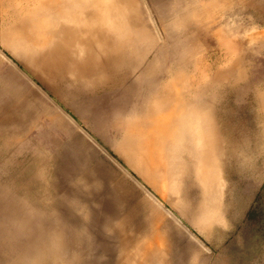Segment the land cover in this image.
<instances>
[{
  "label": "rangeland",
  "instance_id": "374dc122",
  "mask_svg": "<svg viewBox=\"0 0 264 264\" xmlns=\"http://www.w3.org/2000/svg\"><path fill=\"white\" fill-rule=\"evenodd\" d=\"M161 1L162 5L169 2L188 6L183 10H187L184 13L191 21V31H178V35L182 40L191 36L194 52L191 50V61L190 56L185 59L190 66L185 69L186 85L191 84V105L197 104L200 113L205 112L213 133L214 163L220 170V180L214 184L217 217L212 220L202 213L207 195L197 173L199 160L192 148L191 154L185 148L180 151L185 165L178 175L180 206L169 201L162 205L169 209L164 215L165 227L170 226L169 229L149 226L160 209L146 195V186L135 184L136 179L153 188L157 195L161 192L121 154V132L118 136L111 129L93 127L99 119L107 121L119 107L135 105L115 97L126 91L119 79L99 85L101 80L91 75L77 78L68 68L49 69V65H44L36 70L46 82L24 67L30 80L21 82L0 69V122L24 118L16 139L0 140V191L6 189L4 196L8 195L5 199L0 196V264L63 262L62 253L35 255L56 231L67 244L66 258L75 264H124L129 254L137 253L140 243L150 242L160 248L154 264H264V42L261 50L255 46L259 39L254 37L258 32L264 33V0H255L254 6H244L237 0L227 6L225 0H214L213 7V0ZM145 3L159 30L166 35L159 6L154 0ZM21 23L13 8L0 3V36L9 31L29 38L20 30ZM228 24L240 30L243 39L232 35L231 40L241 46L245 42L241 50L220 39L226 38L224 27ZM5 52L7 56L0 57L1 63L11 62L10 59L19 62L12 53ZM148 55L147 61L154 57L153 51ZM237 58L242 59L239 66L220 77V69L236 67ZM117 88L120 89L113 94L111 91ZM153 101L141 102L145 110L135 118L145 117L149 112L146 108ZM143 119L141 127L146 128ZM44 152L45 170L49 171L43 176L45 185L32 180L42 162L36 157ZM123 165H129L131 179ZM122 177L131 181L139 196L131 194L132 188L122 191L118 182ZM74 202L81 205L72 207ZM80 207L92 210L88 220L83 221L79 211H72ZM64 213L72 215L66 218ZM82 222L84 234L89 237L77 240L74 229L81 231Z\"/></svg>",
  "mask_w": 264,
  "mask_h": 264
},
{
  "label": "bare ground",
  "instance_id": "6f19581e",
  "mask_svg": "<svg viewBox=\"0 0 264 264\" xmlns=\"http://www.w3.org/2000/svg\"><path fill=\"white\" fill-rule=\"evenodd\" d=\"M225 1L228 2L227 6L232 5L231 0ZM213 2L214 0L211 2L212 7ZM237 2L239 4L243 3L244 6L246 4L248 6L256 5L255 0H237ZM0 3H6L13 8V13L22 22L20 30L25 31L27 33L26 36H29V38L19 35L15 36L9 31H5L6 34L3 33L0 36V57L7 56L6 50L12 53L19 61L10 59L12 63L10 61L0 62L1 71L6 72L14 80H20L21 82L24 79L30 80L28 74L30 72V74H35L44 83L46 81L36 68L49 65V69L58 67L65 70L68 68L72 75L77 78L83 75H91L94 79L101 80L99 85H103V82L109 81V79H113L116 82L119 79L120 81L118 82L126 87V91L117 93L115 97L123 99L125 103L133 101L135 105L128 108L119 107L115 111L116 113L107 121L99 119L97 125L93 124V127L96 130L105 129L106 131V129H111L112 133H118V136H120L119 133L121 132L123 136L120 143L124 150L122 152L120 149L121 154L136 171L145 177L146 181L161 192V195H157L156 191L153 192V188L149 189L139 178L136 179V183L134 181L138 186L141 187L142 185L141 188L146 186L147 194H145L148 198L150 197L151 202L158 203L157 206L161 211H159L160 215L151 216L152 222L150 223L152 225H150L149 219V226L153 227L155 224L159 228H163V230L169 229L170 226L165 227L167 224H164V215L168 207L166 209L162 205H165L164 202L169 201L173 206L174 203L180 206L179 200H177L180 192L178 175L185 168L180 158V151L185 148H188L190 154L192 148L194 155L199 160L197 173L206 188L205 193L207 195L203 201V208L205 209L202 213L214 220L217 217L215 215L217 199L214 184L217 180H220V170L218 165L216 166L214 163L213 133L210 123L205 117V112L203 114L200 113L197 104L191 105V93L189 92L191 91V84L186 85L188 76L185 73V69L190 66H187L185 59L190 56L189 59L191 61V50L194 52L191 36L182 40L181 36L178 35V31H191V21L187 13H184L187 10H183V7L188 9V6H183V4L174 6L169 2L162 5L163 2L161 0H159V3L158 0H154L155 5L159 6L161 21L164 23L166 35H163L155 18L146 7L145 0H0ZM194 25L196 27L197 22ZM224 29L222 30L227 31L226 38L221 37L220 39H224L230 47H236L237 50H241L245 46V42L241 46L238 42L231 40L232 35L241 38L238 33L240 30H237L236 27H231L229 24ZM258 34L254 36L252 33V36L259 39L255 46L262 50L264 33ZM180 47H182V50H179ZM253 48L252 46L249 50ZM151 51H153L154 57L147 61V55ZM239 60L241 61L242 59L237 58L236 67L239 66ZM23 67L28 72H25ZM133 75L135 76L130 79ZM32 85L35 86L36 82L32 81ZM119 89L117 88L111 92L114 94ZM152 100H154L153 104L146 108V112H149L145 114L144 119H136L135 115L141 114L145 110L144 106H141V102L148 101L151 103ZM156 113H159V115H155ZM142 119L146 128L141 127ZM135 120L137 121L135 122ZM23 121L24 118L21 117L19 121L8 120L0 122V140L12 142L13 139L11 138H15L21 133ZM117 140L118 137L116 138V145ZM46 156L47 153L44 152V154H39L36 157L40 158L42 162L33 173L35 177L33 176L32 179L33 182L43 181V185H45L43 176L49 172H46L44 165V161L47 160ZM46 165L48 164L46 163ZM122 167L126 175L131 179L132 171H130L129 165H123ZM118 182L122 191L126 192V189L132 188L133 190H129L131 194L137 195L139 193L129 179L122 177ZM0 192L2 198L8 197V193L6 194L7 196H4L7 192L6 189ZM151 202H149V205L152 209L154 207ZM5 203L8 204V201H5ZM73 205L76 207L78 204L74 202L72 207ZM90 207L92 208V206ZM78 209L73 208L72 210L70 208L69 210L73 212L76 210L74 213L78 211L82 213L83 221L88 220L93 213L92 210H88L90 211L88 212L84 207H82L83 211L81 207ZM69 210L68 212H71ZM65 213L63 215L66 218L72 215L67 214L69 215L67 216ZM43 219H46L45 216ZM19 220L23 222L22 219ZM84 224L85 222H82L84 228L81 231L78 228L74 229V235L77 240L79 239L78 237L82 238L88 234H84L86 232ZM91 229L89 228V230ZM159 235L161 234L159 233ZM128 237L131 238L130 236ZM166 238L168 239V237ZM66 246L67 244L62 239V234L56 231L53 232L51 239L46 240L45 245H42L41 250L37 249L35 251V255L40 253H62L65 258L63 262H58V264H75L69 261V257L66 258ZM158 250L160 251V248L157 247L156 243L150 242L144 245L140 243L137 253L129 254L123 263L154 264L155 258L160 253Z\"/></svg>",
  "mask_w": 264,
  "mask_h": 264
},
{
  "label": "crops",
  "instance_id": "0c3cea01",
  "mask_svg": "<svg viewBox=\"0 0 264 264\" xmlns=\"http://www.w3.org/2000/svg\"><path fill=\"white\" fill-rule=\"evenodd\" d=\"M235 68H237V67H235V65H233V66L230 65V66L227 67V69H220V77L228 75L229 72L234 70Z\"/></svg>",
  "mask_w": 264,
  "mask_h": 264
}]
</instances>
